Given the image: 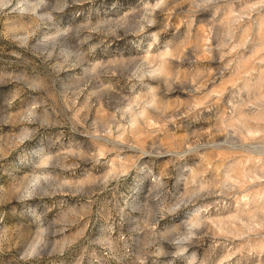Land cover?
I'll return each instance as SVG.
<instances>
[{"label":"clouds","instance_id":"9594fccd","mask_svg":"<svg viewBox=\"0 0 264 264\" xmlns=\"http://www.w3.org/2000/svg\"><path fill=\"white\" fill-rule=\"evenodd\" d=\"M260 9L264 0L239 13L232 0H0V161L15 154L0 168V205L15 201L25 226L0 217V264L14 234L22 243L8 264H206L204 201L223 181L182 154L207 151L220 126L199 111L213 74L200 61L228 56L237 26ZM173 17L187 32L171 29ZM221 34L227 43L213 46ZM228 103L233 116L248 109L264 139V102ZM181 130L175 144L159 138ZM93 145L126 153L125 167L93 177L107 163ZM98 192L115 199L93 211Z\"/></svg>","mask_w":264,"mask_h":264},{"label":"rangeland","instance_id":"374dc122","mask_svg":"<svg viewBox=\"0 0 264 264\" xmlns=\"http://www.w3.org/2000/svg\"><path fill=\"white\" fill-rule=\"evenodd\" d=\"M257 2L258 0H232V5L239 13ZM170 27L173 31L177 28L184 32L188 30L187 25H181L176 17L172 18ZM195 36L196 29H193V38ZM227 40V35L221 34L213 40V46L219 41L227 43ZM7 51L9 50L5 49V53ZM225 51L230 54L222 60L200 61L201 66L207 65L213 74L206 82L203 95L197 93L202 105L199 111L206 114L214 112L221 118L219 131L212 136L211 148L207 151L196 145L192 153L184 151L182 154L190 163L194 162L193 170L197 174L203 173L205 179H216L217 183L223 181L222 186L215 190L216 194L209 195L204 201L208 205V226L207 235L199 249L201 258H206V264H258V261H264V255L260 254V249L264 246V239H261L264 237V139L256 138L257 130L249 126V110L244 109L233 116L232 105L228 101L239 103L251 98L258 104L264 102V9L254 12L251 20H245L237 26L232 44ZM213 55L219 57L220 54L214 52ZM6 91L7 88L0 89V96ZM21 99L16 100L17 105ZM83 103L84 98L81 97L76 101V106L82 107ZM91 115H95V109ZM74 116L69 105L66 118L70 120ZM63 130L67 135V129ZM198 131L211 133L212 129L205 126ZM188 135L181 130L170 132L167 137L160 134L159 138L175 144L176 137L183 139ZM106 147L110 146L101 145L96 149L93 145L102 162H107L103 167L97 166L91 170L93 177L103 175L104 171L119 172L127 163L126 153L117 155L115 151H106ZM14 164L15 154H12L0 161V168H11ZM164 167L172 166H162ZM76 174L79 175V170ZM94 199L97 203L93 206V211H96L97 206L110 207V200L115 199V194L98 192ZM14 208L16 213L20 211L15 201L0 205V217H3L6 224L23 229L25 226L19 223L22 218L14 213ZM110 218L111 214L106 220ZM81 227H87V224L82 223ZM4 238V234H0V239ZM12 242L15 246L5 254L3 264H8L15 257L22 237L14 234ZM106 259L109 264H115L111 258Z\"/></svg>","mask_w":264,"mask_h":264}]
</instances>
